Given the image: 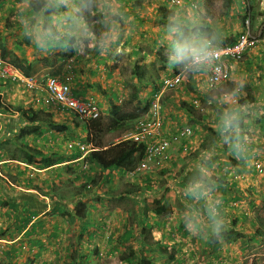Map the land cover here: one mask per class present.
<instances>
[{"label": "crops", "instance_id": "crops-1", "mask_svg": "<svg viewBox=\"0 0 264 264\" xmlns=\"http://www.w3.org/2000/svg\"><path fill=\"white\" fill-rule=\"evenodd\" d=\"M107 1L109 4L100 2L97 5L94 0L88 7L82 8L83 15L91 26L90 34L94 33L95 36L84 40L83 52L77 51L72 90L80 97L93 98L102 113L108 114L112 105H121L122 101L133 106L134 101L127 100L134 86L138 90L137 98H150L154 88L160 83V78L157 80L154 77L155 73L160 75L163 69L168 73L180 70L184 75L183 84L175 91H164L161 103L168 133L183 126L194 129L193 136L184 143L187 152L182 153L176 144L170 148L168 163L162 169L166 184L160 189L148 182L153 175L128 179L120 167L109 166V161L97 159L95 152L79 159L81 153L73 149L69 155L71 157L65 154L67 160L60 164L38 166L35 151L47 150L51 153L48 147L52 143L44 138L45 134H40V137L36 134L21 137L18 131L31 125L23 119L22 109H36L39 106L36 107L30 93L21 86L0 81V103L5 106L0 109V252L3 251V254L0 253V264H68L72 260L70 255L76 257L70 264H109L110 261L115 264H165L170 257L178 259L183 255L179 249L170 246L176 243L179 247L177 235L189 236L191 241L196 242L195 258H198L200 233L198 230L186 229L184 217L186 213L193 212L189 206L193 200L191 197L188 200L185 189L200 168L199 156H213L214 145L218 149L216 155L224 157L223 164L230 161L252 162V155H263L264 64L258 44L250 47L241 60L230 61L229 80L219 88L210 90L205 70L183 67L172 62L170 53L164 54L170 49L165 28L152 37L139 32L138 30L143 29L142 19L137 11L126 13L121 9V15L112 16L101 10L106 6L111 7L114 2L127 0ZM220 1L202 0L203 6L198 11H191L183 6L173 7L174 11L167 12L171 13L170 19L182 21L185 26H193L194 21L197 31L207 22L206 26L210 25L207 31L216 34H211L212 41L219 45L225 38L235 40L234 30H237V34L240 32L237 23L243 15V7L237 4L239 1L241 5V0H224V7L230 10L228 15L221 11L224 7ZM248 1L251 6L249 8L253 11L252 31L257 30L254 32L258 33L262 30L264 36V4L256 0ZM73 3L83 5V0H65L55 11L66 12L69 10L68 5ZM36 4L37 0H0V53L1 48H4L8 61L17 57L20 61L23 59V66L31 64V74H36L40 80L50 75L63 77V61L72 50L40 52L21 33L23 20L33 14ZM215 6L221 7L220 12H217L218 16L212 13ZM232 10L237 15L234 24L229 18L226 20L227 16H231ZM51 11L53 9H49ZM8 16L14 20L11 18L9 21ZM227 24H232V31ZM137 33L149 39L148 43L153 47L152 54L141 52L136 46L138 41L134 42L133 35ZM93 40H101L100 45L103 44L109 53L119 50V46L131 50L133 64L143 70L140 80L137 72H130L125 80L122 79L121 70L115 67L118 53L101 57L103 55L99 47L92 44ZM158 53L166 58L164 61L170 60L168 67L162 62H156ZM108 65L109 69L103 73ZM146 67L149 68L147 73L144 71ZM148 79H154V83L147 84ZM198 99L202 109L200 112L191 104ZM232 99H237V104H233ZM225 110L239 112L240 122L248 131L247 143L252 151L248 150L242 160L235 159L230 151L226 153L219 148H228L223 144L218 128L219 115ZM52 115L54 120L67 127L65 134L70 131L73 132L71 135L86 137L81 126H76L72 121L75 117L72 114L60 112ZM242 128L240 123L239 137L242 136ZM54 136L59 142L68 141L64 136L57 138L58 134H52L49 138L52 140L51 137ZM207 136H215L212 140L214 143L210 142L209 146L205 143ZM116 137L112 129L104 131L102 138L100 137V149L116 143ZM259 146L260 152H257ZM26 154L32 156L34 163L27 162ZM132 159L134 158L131 157ZM83 160L88 161L89 165L84 172L80 168ZM239 166L236 167L243 171L244 165ZM220 168L223 169L224 166L221 165ZM176 172L178 176L173 178ZM57 174L61 176L57 177ZM65 183L67 187H62ZM158 190L165 192L158 193ZM152 193L175 201L171 205H165L166 212L162 215H155L151 209V201L145 198L146 194ZM179 194H184V197L177 196ZM194 203L200 210V202ZM197 217L199 219L198 214ZM127 256L129 260H126ZM179 261L190 263L183 259Z\"/></svg>", "mask_w": 264, "mask_h": 264}, {"label": "rangeland", "instance_id": "rangeland-1", "mask_svg": "<svg viewBox=\"0 0 264 264\" xmlns=\"http://www.w3.org/2000/svg\"><path fill=\"white\" fill-rule=\"evenodd\" d=\"M92 1L94 0H83L82 8L88 7ZM96 1H97V5H99L100 2L108 3L107 0H96ZM220 2L224 7L223 4L224 0H221ZM237 4L244 8L243 5L239 4V1H237ZM248 5L249 7H251L250 2L248 3ZM106 7L101 8V10H104L103 13L108 12L112 16L121 15L122 14L121 9H124V12L126 13H133V11H137V14H139L142 19L141 28L143 29L138 31L148 34L151 37L154 36L160 29L165 28L164 25L159 24L161 15L163 14L164 11L163 9L174 11L175 8L170 4L169 0H127L121 3L117 1V3L116 2L112 3L111 7L110 6L107 8ZM184 7H187L192 11V9L189 7V4H185ZM226 8L227 7H224L223 10L221 9V7L215 6V9L214 11H212V13L218 16L217 12L219 13L221 9V11L227 12L228 15V12H230V10H226ZM250 11L253 13L251 9ZM232 12H231V16H227V15L225 16H227L226 17L227 21L229 18L230 22L234 24L236 22L235 18L237 15L235 11L232 10ZM131 17H133V15H131ZM7 18L9 19V21H11L12 17L8 16ZM12 19L14 20V18ZM125 19L127 18L125 17ZM130 20H133V18H131ZM232 24H227L230 31H232L233 28ZM187 26L190 27L191 29H194V26H191L190 24ZM234 31L236 32L237 30ZM254 31L257 32V30ZM211 34L216 35L215 32L213 31L211 33L207 31V33H204L203 36L206 37ZM94 36H95L94 33L90 34V32H88L87 34L82 36V39L84 41L86 38H90ZM133 36H135L134 42L138 41V45L136 46L139 48L141 52L144 51L146 53H151L153 47L149 45L148 43L149 39L140 36L139 33H137L136 35L134 34ZM99 42H101V40H93L92 44H96L97 47H99L98 49L100 50V53L103 55L101 57L112 56L114 55L115 52L118 53L117 59H115L117 60L115 67H118L121 70L120 75H122V79L125 80V77H127L130 74V72H133L135 69V64H133L134 60L132 57H130L131 50L125 49L123 48V46H119V50L113 51V53H109L104 48V45L103 44L100 45ZM84 46L85 43H83L81 48L78 50V53L83 52ZM166 53H170V49L165 51L164 54ZM161 56L162 54L161 55L159 53L157 54V58H156L157 63H160L159 58L161 59ZM109 67L110 66L108 65L105 68V71H103V73L107 72ZM144 71L147 73L149 71V68L146 67ZM128 108H130L129 111H131V107ZM213 112L216 113V110L213 109ZM216 115H218V113H216ZM102 118L104 122L107 121L108 119L107 116H102ZM73 120L74 118L72 119V121ZM133 124L134 122H132V126ZM80 126H81V131L85 133L86 132L85 125L82 123L80 124ZM69 132L70 131H68V133ZM124 132H125L124 130H121V134H123ZM121 134L117 136H120ZM214 138L215 136L214 137L207 136L206 138L207 142L205 143H207L209 146L210 142L214 143L212 141ZM65 139H76V135L67 134ZM84 140H85V136L83 138V141ZM245 144L248 145L247 142H245ZM38 146L40 145L38 144ZM213 148H215L212 150L213 156H209L208 154L205 156L200 155L198 159L200 160V167L202 162H204V166L207 167L209 180L217 183L218 185H221L219 187H215V186H211L212 185L211 183L210 187H211L212 196L220 200V204L218 205L217 218L222 220L223 224L220 227L219 231L213 232L211 227L209 226V221L207 219L206 214H202L204 208V202L200 201L201 206L199 210L196 206V203H194L195 201L193 200L189 206H191L193 212L195 211L196 215L197 214L199 215V220H200V225L197 229L200 233V247L198 248L199 257L195 258L196 242L194 241L195 242L194 243L193 241H191V238L189 236L187 237L188 239L185 242L181 243V241H177V243L180 244L179 247L176 245V243H172L170 246L175 247V249H179L180 254L183 253L182 256H179L178 260L183 259L187 262H192L189 264H264V176L260 177L256 175L255 171L252 169L251 162L239 163L237 161L235 162L230 161L228 163L223 164L224 157L222 155H216L218 149L215 147V145ZM219 148L223 151H226V153H228L229 151L227 147L224 148L219 147ZM51 149L52 151L54 149V152L57 153H61V151L63 153L67 152L65 150V145L63 143ZM258 149L259 151L257 152H260V148H257V150ZM248 150L249 152L252 151L249 148V146H248ZM261 152L264 155V150L261 149ZM263 155L259 154V157L263 159L262 161L264 164ZM221 165L226 167L225 169L229 170L230 173L224 176L225 179L220 177V175H223L224 173L220 171ZM237 165H240L239 167L244 165L243 171L237 168L236 167ZM232 170L241 172V174L235 175V178L237 177L235 184H233L232 181H229L232 174ZM177 174L178 173L176 172L175 175ZM225 181L227 183H225ZM149 183L157 187L156 189H160L163 186H165L166 181L164 180V178L163 180H161L160 178H154L151 179ZM62 187H67V183H65V185ZM163 192H161V190H158V193H163ZM155 195L160 196L161 201H165L168 205H171V203L175 201V200H170L169 197L166 198L164 196H161L160 194H155ZM177 196L184 197V194H179ZM236 197H240V200H237ZM188 200L189 201L191 200L189 196H188ZM243 215H247L248 217L250 216L252 218L251 220H253L252 224L243 222L242 221ZM257 230L261 231L263 236L257 234L256 233ZM69 258L72 260H70L68 264H70L72 261L76 259V257L73 255H70ZM109 264H115V263L110 261Z\"/></svg>", "mask_w": 264, "mask_h": 264}, {"label": "clouds", "instance_id": "clouds-1", "mask_svg": "<svg viewBox=\"0 0 264 264\" xmlns=\"http://www.w3.org/2000/svg\"><path fill=\"white\" fill-rule=\"evenodd\" d=\"M197 1H198V7L196 9H193L189 5V7L193 11H198L203 6L202 0H197ZM245 1L241 0V5H243L244 8H243V15L237 23V28L240 29V32H241L242 29H241L240 24L244 21V18L246 16H248L250 18L251 34L257 35L258 33H255L252 31L251 11H250V8L248 5L249 1L248 0H245ZM256 1L258 3L264 4V0H256ZM63 3H65V0H37V4L34 7L33 14L31 16H29L28 18L24 19L23 23L21 24V33L35 47V49L39 50L40 52L72 50L71 53H69V55L66 56L64 58V61H63L64 69H65L64 70L65 71L64 76L61 77L58 75H50V76H58L60 78H64L67 74H69L67 72V68H66L67 59L70 57L73 58V67L71 70L73 73V76L69 81L70 87H71L72 80L75 77V68H76L77 55H78L77 51L81 48V46L84 43L82 36L87 34L88 32H90L91 26L88 23L86 17L83 15L81 3H73L71 5H68V8H69L68 11L63 12V13H57L55 11V9L58 8ZM185 4H188V3H184L180 6L179 5L175 6L172 4L171 5L174 7H183V6H185ZM49 9H53V11L49 12ZM263 21H264V17H263ZM193 26H195L194 21H193ZM112 31L113 32L115 31L114 25L112 26ZM165 31L167 33V39L169 41L170 58H171L172 62L176 63L178 65H181L183 67H188V68L193 69V70L196 69L197 67L200 68L199 63L202 60L207 58L206 53H207L208 47L210 46L211 42L214 43L212 41V38H207V37L201 35L199 33V31L189 33L185 27L184 22H182V21L170 22L166 26ZM234 34H235V40H236V37L238 35L237 31ZM107 35L108 34H106V37H107ZM259 36L263 37L262 36V30H261V34ZM2 58H4V57H2ZM4 59H6V58H4ZM241 59H239V60H241ZM262 60H263V57H262ZM167 61L170 62V60H168V59H167ZM169 62L165 63V65H167V67H168ZM263 64H264V61H263ZM229 66H230V62H229ZM200 70L202 71L203 68H200ZM179 72H181V71L178 70L175 72L174 70H172L171 72L168 73V71L163 69L160 72V75H159V73H155L154 77L157 80L160 78V83L157 86V88H154V92L151 94L150 98H145V100H146V103H145L146 111H145V113L147 112L149 105H150V102L153 99V96L155 94L160 95V103H161V95L164 91H175L179 88L178 87L177 89H174V90H164V91L162 90L163 80L165 78L170 77V76H172L176 73H179ZM205 73L208 77L207 71ZM263 73H264V70H263ZM23 75H25V74H23ZM31 75L32 76L35 75L38 78V76L36 74H31ZM31 75H29V76H31ZM183 82H184V80H183ZM17 85L21 86L25 91L27 90L21 84H17ZM207 87H208V85H207ZM219 87H217V88H219ZM217 88H215V89H217ZM155 89H156V91H155ZM208 89H210V88L208 87ZM210 90H214V89H210ZM31 94H33V93H31ZM81 98L89 99V98H84V97H81ZM94 101L96 102V104L99 108V111H100V115L97 118L101 117V119H103L102 116H107L109 119V114H103L102 110L100 109V107L97 103V101L96 100H94ZM138 101H144V99L139 97ZM237 102H238L237 99H232L233 104H237ZM198 103L200 106L199 99H198ZM120 104L121 105H119V106H122V108H127L126 110H129L130 108H128V107H131V111H136V108L134 106H131L129 104H125V101H122ZM142 104H143V102H142ZM191 104H192V102H191ZM161 106H162V103H161ZM192 106H193V104H192ZM44 108H46V107H44ZM193 108L196 109L198 112L202 111L201 108H200V110L198 108H195L194 106H193ZM46 110L50 111L52 114L53 113H59V112H53L48 108H46ZM64 113H70L79 119V117L77 115H75L71 112H64ZM145 113H143L138 119L143 117ZM162 113H163V106H162ZM75 117H74V119H75ZM163 117H164V114H163ZM108 119H107V122H108ZM240 119H241V115L239 112H237L235 110H225L223 113H221L219 115V123H218V128H219V132H220L223 144L228 146V150L233 154L234 158L237 160L244 159L245 154L248 151V145L245 144V142L248 141V138L246 136L248 131L246 130V127H244L242 122H240ZM137 120L134 121L133 126H131V128L129 130L125 131L123 134H121V131L112 130V132H114V134H116V135L121 134L120 136L116 137L117 142H119L120 140L124 141L123 136L133 129ZM164 120H165V117H164ZM73 122H74V120H73ZM107 122L105 121V123H107ZM165 122H166V120H165ZM240 123H241V126L243 127L241 130V134H242L241 137L242 138L238 136L239 129H240ZM164 128H165V131L168 135L173 133V132L168 133L165 125H164ZM75 129H76V127H75ZM67 134L71 135V132H69V133L67 132L66 134H64L65 138H66ZM103 134L104 133H98L97 134L98 142H100V137L102 138ZM83 138L84 137L80 138V135L77 134L76 139H67L68 141L65 142L66 143L65 144V150L67 151L66 154L71 153V151H73V149H76L82 155L79 159H83V157H85L86 155H89L90 153L96 152L101 148L100 146H95V141H94L93 137L90 136V139L87 140V135H86L84 141H83ZM126 140H128V139H126ZM187 140H181V143L176 144L181 148L182 153L187 152V148H186L185 152L183 151V147L185 146L184 143ZM70 141H76V142H80L83 144H87L88 142H91L94 150L93 151H87V152L83 153V152L79 151L78 148L75 146L73 148H68L67 144ZM128 141H130V140H128ZM173 145H175V144H172L171 147ZM256 158H260L261 160H263L259 156L255 155V157H254L252 155L251 165H252L253 170H254L253 160ZM168 160H169V156H168ZM168 160L159 171H162V169L165 168L166 164L168 163ZM84 163L86 164L85 168H83ZM137 163L133 164L129 168L123 169V171L121 170L126 178L132 179V178L143 177V175L142 176H130L128 174L129 171L132 170L133 167ZM88 166H89L88 161L83 160L81 163V166H80L81 171L82 172L86 171L88 169ZM225 168L226 167H224L223 169L220 170L221 172H225V174H223L224 176H226V174H230L229 170H227ZM157 172L155 174H157ZM155 174H149V175H155ZM239 174H241V173L232 170V174H231L229 181L236 182L237 177L235 178V175H239ZM261 176H264V174ZM211 183L212 182L208 178L207 167H205L204 162H202L201 167L197 171V175L187 185L185 192H186V195L191 197L192 200H194L195 202H200V201L204 202V208H203L202 214H206L207 219L209 221V226L211 227L212 231L217 232V231H219L220 227L222 226L223 221L217 218L218 217V205L220 204V200L218 198H215L212 196L211 187H210ZM146 196H145V198L149 199L150 201L153 199H159V201L161 203H164L165 205L167 204L165 201H161V197L156 196L155 193H152L149 195L146 194ZM184 224H185L186 229L196 231L200 225V220L198 219L195 212H189V213L185 214ZM187 237L188 236L184 237L182 235H179V236L177 235L176 241H181V243L185 242L188 239ZM101 256L102 255H100V257ZM166 258H168V257H166ZM190 263H192V262H190ZM165 264H184V263H180V261L178 259L173 258V260L167 259Z\"/></svg>", "mask_w": 264, "mask_h": 264}, {"label": "built area", "instance_id": "built-area-1", "mask_svg": "<svg viewBox=\"0 0 264 264\" xmlns=\"http://www.w3.org/2000/svg\"><path fill=\"white\" fill-rule=\"evenodd\" d=\"M170 4L180 6L188 3L193 9L198 7L197 0H169ZM241 32L237 35L233 45L216 46L211 42L208 47L207 58L199 63L200 68L207 71V85L210 89H215L227 82L230 77V61H238L255 44H258L264 61V36L260 37L261 30L257 35H252L250 31V18L246 16L240 24ZM73 58H68L66 62L67 74L64 78L58 76H47L42 81L35 75L25 76L19 69L0 56V81L19 83L25 89L35 95V102H38L53 112H71L79 118L95 119L99 117L100 111L96 102L92 99H83L77 96L70 87ZM184 80L182 72L176 73L163 80L162 90H174L181 86ZM192 104L200 110L197 100ZM165 120L160 103V95L155 94L150 102L149 108L143 117L137 120L133 129L123 136V139L130 140L142 145L143 153L139 162L129 171L130 176H142L155 174L168 160V151L172 144L181 143L194 134V129L190 126H183L171 134H167L164 128ZM68 148L74 146L79 151L85 153L93 151L91 142L83 144L70 141ZM186 147H183L185 152ZM86 164H83V168ZM253 167L256 175L264 174V164L260 158L253 160ZM225 174V172L223 173Z\"/></svg>", "mask_w": 264, "mask_h": 264}, {"label": "trees", "instance_id": "trees-1", "mask_svg": "<svg viewBox=\"0 0 264 264\" xmlns=\"http://www.w3.org/2000/svg\"><path fill=\"white\" fill-rule=\"evenodd\" d=\"M36 6V5H35ZM34 6V7H35ZM34 9V8H33ZM163 15L161 16V19L159 21L160 25H164V27L166 28V26L170 23L175 21L174 19H170L172 16H170L171 13L167 12L166 9H163ZM204 25V24H203ZM207 25V22H206ZM204 25V27L200 28L199 33L201 35H203L209 27ZM187 31L189 33L196 32L197 30L194 29H190L188 26H185ZM207 38H211V35H209ZM235 43L234 40H227V38L223 39L221 41V43L217 46H222V45H233ZM0 55L2 57L5 58L6 52L4 48H1V53ZM8 60V59H7ZM23 59H21L22 61ZM166 60V58H162L159 59L160 62H162L163 64H165L166 62L169 61H164ZM20 60L17 59V57L13 58L12 61L9 60V62L16 68H18L23 74H25L26 76L31 75V64L27 63L26 66L22 65ZM166 66V65H165ZM165 66H163V68H165ZM133 72H137V74H139V80H140V76H143V70H139V68L135 65V69ZM154 79H148L146 81L147 84H153ZM11 83V82H9ZM14 84V83H12ZM15 84H19V83H15ZM156 91V89H155ZM30 93V91H29ZM138 94V90L137 88L134 86L133 87V91L130 93V96L127 100V102H133V106L136 108V111H129L126 110L127 108H122V106L119 105H112L110 111H109V119L108 122L105 123L103 119L100 118H96V119H87V118H82L81 119L75 117L74 119V123H76L78 125L80 124H84L86 127V135H87V140L90 139V136L93 137L94 141H95V146H100V142H98V138H97V134L98 133H104V131H110V129L114 130V131H127L131 128L132 126V122L136 121L143 113H145L146 111V100L144 99V101H138V98L136 97ZM31 97L35 102V95L31 94ZM78 96V95H77ZM35 98V99H34ZM93 99V98H92ZM94 100V99H93ZM143 102V104H142ZM144 107H142V105ZM36 109H22V116L23 119L31 124L30 126H25L24 128L19 129V136L23 137V136H28V135H38V137L43 136L44 134V138L46 140H48V142L52 143V148H55V146H59L61 145V142L56 140V136L51 137L52 140L49 138L50 135L52 134H58L57 138L63 137L65 134V131L67 130V127L63 124H61L60 122L56 121L53 119V115L50 111L44 110L46 108H44V106H42L39 102L36 105ZM5 106H3L0 103V109H4ZM44 108V109H41ZM211 130V129H210ZM212 131V130H211ZM42 134V135H40ZM63 134V135H61ZM40 135V136H39ZM67 140V139H66ZM64 145L66 144L65 142H62ZM48 147V149L51 150V153L47 152V151H42V150H37L35 151V153L38 155V166H42V167H50L54 164H60L62 161L67 160V158H65V154L61 151V153H57L54 152V150L52 151V149ZM257 148H260L257 147ZM97 155V159H100L102 161H109L111 163V165L109 166H117L120 167V170L123 171V169L125 168H129L131 167L133 164L137 163L139 161V159H141L142 153H143V148L142 145L140 144H136L132 141H128V140H120L119 142H116L106 148L103 149H99L98 151L95 152ZM254 153V152H253ZM71 153H68L66 155H70ZM136 157H134L135 155ZM27 156V162L29 163H34L32 156L30 154H26ZM54 156V157H52ZM56 157V158H55ZM71 157V156H69ZM131 157H133L134 159L131 160ZM134 162L133 164L127 166L128 164ZM106 167V166H105ZM41 168V167H40ZM165 174V172L163 171H158L157 174L153 175V177H151V179L154 178H160L161 180H163L164 177H162ZM149 174L143 175V177L148 176ZM57 177H60V174L56 175ZM178 175H175L173 178H176ZM221 178H224V175H220ZM148 180V182H150V180ZM171 180V179H170ZM175 180V179H174ZM212 182V181H211ZM225 183H227L225 181ZM211 186H215V187H219L221 185H218L215 182H212ZM237 200H240V197H236ZM151 209L153 211V213L155 215H162L164 212H166V206L164 203H161L159 201V199H153L151 200ZM252 218L247 215H243L242 217V221L245 223H250L252 224L253 220H251ZM257 234L262 235L261 231L257 230L256 231ZM1 254H3V251L0 252ZM99 255H102L100 252L98 253ZM126 260H129L130 258L127 256L125 257ZM169 259L173 260V257H170ZM143 263V262H141ZM73 264H77V263H73ZM148 264V263H147Z\"/></svg>", "mask_w": 264, "mask_h": 264}]
</instances>
